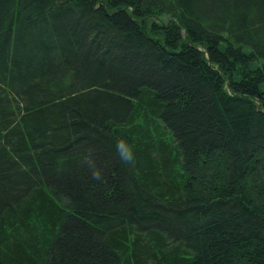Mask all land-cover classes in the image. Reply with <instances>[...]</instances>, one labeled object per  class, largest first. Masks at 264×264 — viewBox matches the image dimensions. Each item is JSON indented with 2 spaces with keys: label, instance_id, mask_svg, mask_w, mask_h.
<instances>
[{
  "label": "trees",
  "instance_id": "obj_1",
  "mask_svg": "<svg viewBox=\"0 0 264 264\" xmlns=\"http://www.w3.org/2000/svg\"><path fill=\"white\" fill-rule=\"evenodd\" d=\"M0 264H264V0H0Z\"/></svg>",
  "mask_w": 264,
  "mask_h": 264
},
{
  "label": "clouds",
  "instance_id": "obj_2",
  "mask_svg": "<svg viewBox=\"0 0 264 264\" xmlns=\"http://www.w3.org/2000/svg\"><path fill=\"white\" fill-rule=\"evenodd\" d=\"M115 151L122 164L134 165L135 164V153L133 146L124 137H120L115 142ZM95 150L89 148L84 156V163L88 166L91 171V177L95 180L102 179V170L97 166L94 158Z\"/></svg>",
  "mask_w": 264,
  "mask_h": 264
}]
</instances>
